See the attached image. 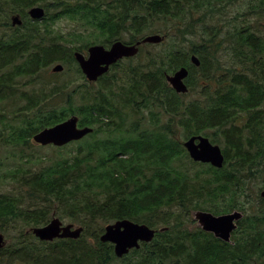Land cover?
Instances as JSON below:
<instances>
[{
  "label": "trees",
  "instance_id": "trees-1",
  "mask_svg": "<svg viewBox=\"0 0 264 264\" xmlns=\"http://www.w3.org/2000/svg\"><path fill=\"white\" fill-rule=\"evenodd\" d=\"M234 1L247 3L243 22L211 27ZM36 5L46 9L42 20L28 14ZM14 14L22 25H12ZM263 15L264 0H0V150H11L14 163L0 168L1 183L11 185L0 192V231L8 238L0 264H264ZM66 17L77 26L64 33L56 22ZM149 33H165L174 47L146 61L120 60L97 87L83 77L75 51ZM53 63L70 64L82 81L23 88ZM182 66L189 69L185 94L166 79ZM120 82L127 85L121 92ZM11 100L21 103L9 108ZM73 114L94 131L62 147L34 143L39 130ZM197 134L216 144L224 137L222 168L191 159L183 141ZM68 147L70 156L62 153ZM196 210L244 216L226 242L195 224ZM53 214L82 225L80 237L43 241L23 226L45 225ZM124 218L158 231L117 257L100 237Z\"/></svg>",
  "mask_w": 264,
  "mask_h": 264
},
{
  "label": "water",
  "instance_id": "water-1",
  "mask_svg": "<svg viewBox=\"0 0 264 264\" xmlns=\"http://www.w3.org/2000/svg\"><path fill=\"white\" fill-rule=\"evenodd\" d=\"M32 19L42 20L45 15V8L36 5L29 9ZM20 15L12 16L13 25H21L23 20ZM166 39L165 35L147 34L135 43H126L116 40L106 47L103 44H94L88 47L87 53L75 51L74 56L82 72L90 82H96L101 76L109 72L112 65L118 61L136 56L140 47L145 44H158ZM191 61L196 66L201 64L196 54L191 56ZM63 65L58 63L53 67V71L63 70ZM189 69L186 66L178 68L173 73H166L168 83L177 93H187L189 87L186 79ZM80 117L73 114L65 120L52 126L42 128L33 135V141L42 146L54 145L65 146L71 142L78 141L94 131L93 127L80 126ZM189 156L196 162L208 163L216 168H222L225 163V155L219 144L213 143L204 134H197L186 138L183 141ZM264 198V189L261 191ZM194 218L204 231L213 233L217 238L226 242L231 240L232 233L238 227V221L244 216L240 210H233L223 214H214L207 210H196ZM84 227L75 223H67L54 216L47 224L34 226L28 229L37 238L43 241H53L57 238H78L82 234ZM161 230H164L162 228ZM158 230L145 224L133 221L128 218L119 219L108 223L104 227V232L100 239L103 242H110L114 245L117 257H123L133 248H140L143 242H152ZM6 245L5 235L0 232V248Z\"/></svg>",
  "mask_w": 264,
  "mask_h": 264
},
{
  "label": "rangeland",
  "instance_id": "rangeland-1",
  "mask_svg": "<svg viewBox=\"0 0 264 264\" xmlns=\"http://www.w3.org/2000/svg\"><path fill=\"white\" fill-rule=\"evenodd\" d=\"M246 5H247V3L244 1H234L231 4H228L224 10H221L217 14L215 19H213L209 22V25L212 27L213 25L217 24L218 26H221L222 28L227 29L234 24L242 23L243 22L242 13L246 12L245 11ZM13 16H15V15H13ZM11 17L9 18L10 21H11ZM56 23H57L56 28L59 31H62L64 33L68 32L69 30H72L74 27L77 26V23L75 21H73L67 17L63 18L62 20L57 21ZM257 25H258V28L260 30H264V15H263V17H261L258 20ZM8 30H10V29H8ZM149 34H152V33H149ZM158 34L165 35V33H158ZM127 38H128V36L124 35V39H127ZM167 40H168V37H166V39L164 40V44L168 43ZM186 42L188 45L190 44V41H186ZM168 45L171 47H174V45H171L169 43L167 45L162 44V45H156V46H153V45L145 46V47H143L141 54L136 55L137 57L138 56L139 57L135 61H146V57L149 54L156 55L158 53H164L166 51ZM226 47L227 48L225 50H222V49L220 50V60H221V62H224V61L227 62V63H225V65L229 64V62L231 61V56H230L231 49L228 48L229 45L227 43H226ZM60 64H62L63 66L65 65L64 66L65 69L63 68V70H61V71H53V67L57 65L56 63H53L47 70H43L40 72L39 78L37 79V81H35L34 83L27 84V85L23 86V88L26 89L27 91H33L36 89H40L44 86L43 82L45 79H48L47 81H50V84H54L56 82H63L64 80H70L72 82V87L73 88L76 87L78 82L82 81V80H80V81L78 80L79 78H82V76L77 75V77H76L75 72H74L75 68L73 66H71L70 64H68V65H66L64 63H60ZM83 77L87 79V77L85 76L84 73H83ZM25 80L26 79H23L22 81L24 82ZM72 80H74V81H72ZM92 85H94V87L99 86L97 82L92 83ZM116 87L117 88L121 87V89H120V92H121V91L125 90V88H127V85L125 83L120 82L118 85H116ZM112 89H114V88L112 87ZM115 91H116V89H114V92ZM20 103L21 102L15 103L14 101L11 100V105L9 108H12V106L16 107ZM151 108H154L155 111H158L157 109H155V108H158L156 106H151ZM144 114L147 116V118H146L147 120L152 117V114L149 111H144ZM218 138L220 139V142H218L217 144H219L221 147H223L224 143H225L224 137L220 136ZM73 149H74V147H68V148L64 149L62 151V153H65L66 155L70 156L74 153ZM33 150H35L37 153H40V154H52L53 152H55V150L51 147L36 146L35 149H33ZM12 167H14V163H13V157H12L11 150H0V168L8 170V169H11ZM9 186H11V185L3 184L0 181V192L1 193L6 192L7 189L9 188ZM252 189L257 190L258 188L253 187ZM261 191L258 189V193H260V196H261ZM240 211L243 212V210H240ZM54 216L59 217L64 222V224L74 223V222H70V220H68L66 218H61L57 214H53L51 219H53ZM193 217H194V215H193ZM195 221H196V219H195ZM75 224L80 225L77 223H75ZM195 224L198 225V222ZM18 225H22V223H19ZM23 226H26L27 229H29L31 227L30 225H25L24 223H23ZM22 227L17 228V229L14 228L13 231H11V232L15 233L17 230L21 229ZM0 232L5 235V240L7 243L8 238H7L6 234L2 231H0Z\"/></svg>",
  "mask_w": 264,
  "mask_h": 264
}]
</instances>
